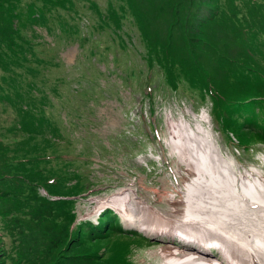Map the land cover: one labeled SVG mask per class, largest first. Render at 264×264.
Returning a JSON list of instances; mask_svg holds the SVG:
<instances>
[{"label":"rangeland","instance_id":"rangeland-1","mask_svg":"<svg viewBox=\"0 0 264 264\" xmlns=\"http://www.w3.org/2000/svg\"><path fill=\"white\" fill-rule=\"evenodd\" d=\"M206 1L214 22L204 26L228 30L236 24L241 31L220 42L225 56L237 59L247 54L238 41H246L255 57L251 69L206 53L212 42L198 25L195 31L186 25L183 37L205 43L176 53L171 30L137 18L124 0H0V252H7L0 253V264H66L72 253L62 234L80 245L108 234L100 252L125 248L130 264L228 262L218 244L214 251L205 246L214 260H202L197 250L157 237L174 234L151 223L184 222L185 215L232 229L242 259L260 264L245 253L264 254V177L258 178L264 174V36L258 37L264 0ZM162 3L160 11L178 7L179 0ZM24 7L27 24L18 15ZM111 7L117 14L109 15ZM200 59L210 61L200 67L204 72L212 68L220 75L219 92L198 79ZM193 115L199 116L189 119ZM240 134L247 135L237 142ZM192 140L201 151L187 154ZM202 151H212L218 181L207 197L195 199L193 169L204 165ZM41 163L47 166L31 185L28 176ZM235 171L247 182L234 180ZM195 201L212 208L192 212ZM172 207L183 216L164 219ZM120 210L133 218L124 223ZM106 214L112 218L103 225L98 219ZM134 225L146 234L150 225L157 230L146 238L121 236ZM57 237L58 248L52 242Z\"/></svg>","mask_w":264,"mask_h":264},{"label":"trees","instance_id":"trees-1","mask_svg":"<svg viewBox=\"0 0 264 264\" xmlns=\"http://www.w3.org/2000/svg\"><path fill=\"white\" fill-rule=\"evenodd\" d=\"M70 2H74L75 0H68ZM127 2L130 6L131 13L136 16L137 18L143 19L147 21L148 23L153 22L156 23L161 31H164V27H168L171 30V34L174 38L177 39L178 42L184 41L187 45L188 48H185L182 44L176 42V53L179 51L181 53H187L191 52L189 49L190 46H195L198 45V43L204 44V40L202 39H195V38H189L187 39L186 37H183L184 35V27L186 25H190V27L195 31L197 30V25L198 28L203 31L204 33L209 35V38L211 39L212 45L210 41H208L206 44H209L211 46L210 51H207L206 53H211L215 55L216 57H221L226 59L227 61H230L235 65L236 67H241L244 70L245 69H251V66L254 64L255 57L253 55V51L248 49V43L243 40L238 41V45L240 47V53H247L246 56H241L239 55L237 59H228L225 55L227 53V49L223 50L224 43L220 42L221 39H225L227 42V39H232L236 35V31H241L240 28L236 24H233L232 28L226 30L225 28L222 27L221 24H215L212 25L209 28H206L204 24L207 21H212L214 22L213 18H211L210 14V8L205 7V3L207 2L206 0H179L178 7H169L168 9L164 11H160L158 7L162 4L163 1L165 0H138L137 1V6L132 5L134 4L133 0H124ZM162 3V4H161ZM4 5V4H3ZM2 5V6H3ZM1 6V5H0ZM109 15L112 14H117V11L115 10L114 7H111L108 11ZM168 12H172L174 15L171 18H168L169 14ZM186 12L189 13V15H186ZM120 14V13H119ZM20 20H22L23 24L28 23V15H27V8L24 7L22 9V12L18 13ZM0 16H4V14H0ZM104 17H107L109 19V16L105 14ZM110 21H114V18L111 17ZM121 23V19L119 20ZM199 23V24H198ZM67 27V26H66ZM205 27V28H201ZM219 28L221 30L220 35H215L214 29ZM242 37H244L242 34H240ZM259 36H264V33L259 34ZM257 37V38H258ZM197 41L196 43H193V40ZM166 42L167 41V35L165 37ZM172 46L170 49L172 50ZM168 48V51L170 50ZM210 61L200 59L201 65L196 66V72L200 73V79L201 81H204L206 84L205 86L211 90V92L217 91L219 92L223 87L222 86V81L218 77L220 76L216 69L212 68H205L207 72H204L200 67L205 66L209 63ZM174 61H172V64ZM217 63V60H216ZM171 67V66H170ZM193 68H188V70H192ZM204 77H206V81L204 80ZM255 129L256 126H253ZM258 130V129H257ZM251 134H253L251 131H249ZM244 135L247 134H242L241 138L244 139ZM258 138H260L259 134H256ZM47 147V146H46ZM57 159V158H55ZM50 163V162H49ZM46 163H41L39 164V169L35 171L34 173H30L28 176V181L32 184H36L38 179L41 177V172L44 170V167H46ZM52 176L50 175L49 177V182L52 181ZM33 185V186H34ZM48 190L52 191L51 188H47ZM46 217L44 219H40V223H43ZM19 222V221H16ZM20 223V222H19ZM85 226L81 228L84 229ZM109 235L108 234H99L97 236L93 237V242L90 244H82L80 245L79 242H76L73 237L68 238L67 234H62L61 238H64L68 240L69 242L67 243V248L68 251H71V255L67 256V260H64L66 264H130L127 259L128 255V250L125 248H117L115 250H112L109 254L107 252H100V248L98 246L100 240H104L107 238ZM125 237H134L131 234H126V235H121ZM61 238H56L53 239V246L58 248L59 244L62 242ZM140 242H144L139 239ZM64 249V248H63ZM0 253H7V252H0ZM60 253V252H59ZM66 253L63 252L61 255L65 257Z\"/></svg>","mask_w":264,"mask_h":264},{"label":"bare ground","instance_id":"bare-ground-1","mask_svg":"<svg viewBox=\"0 0 264 264\" xmlns=\"http://www.w3.org/2000/svg\"><path fill=\"white\" fill-rule=\"evenodd\" d=\"M204 114L206 115V119H207L208 114H206V113H204ZM181 115H183V114H181ZM198 116L193 115L192 118H189V119H193L194 117L198 118ZM189 143H191V145L188 148L183 150L185 153L193 154L196 151H201L199 149L198 142L192 140V141H189ZM168 155L170 156V154H168ZM202 156L204 159V165L196 166L193 169L192 188H193V197L195 199L207 197L209 195V189L211 187H213L214 185H216L217 181H218L217 177L211 171V168L214 165V160L212 157V151H202ZM191 159L193 161H196L195 155H192ZM245 170H243V171H245ZM175 171H176V169H175ZM241 172L235 171L232 174V177L236 181L247 182L246 177H244L246 175L243 172L242 173ZM175 173H177V171ZM262 174H263V170H262ZM262 176L264 177V174L260 175L258 178H260ZM258 178H257V181H258ZM177 186L179 188L182 185L180 183ZM126 189H131V188H125L123 190H126ZM262 189L264 190V185L262 186ZM241 199L243 202L248 203V198L243 196ZM140 200H143V199H140ZM249 204L253 208L258 207L257 205H255V203H253V204L249 203ZM151 207H153V206H151ZM201 208L205 209L206 211H209V210H211L212 206H211V203H209L208 201H203V202L195 201L194 206L191 208V211L193 212V211H195L197 209H201ZM119 212L125 218V219L123 218L124 223L128 217H130V219L133 218L132 216L127 215L125 212H123L121 210ZM162 214L165 217H167L164 219L173 218V217L178 216V215H181V217L183 216L181 210L175 209L173 207L170 210L163 212ZM162 214H160V216ZM185 217H186V219L184 222L176 221V219H175V222H173V221L172 222L162 221L160 224H159V222L151 223V224L153 226H156L157 229L167 230L168 232H170L172 234H177V231H181L186 238L190 239L191 241L199 242L200 244L205 243L207 239L211 238V240L213 242H216L218 244L220 250H222L224 252L225 258L228 260V262H226L225 260H222V258H220V257L215 258L216 260L222 261L221 264H246V261H244L242 259L241 250L239 248V238L236 235L235 231H233L232 229H229L227 227H223V228L217 230L214 227L210 218L196 219V218H191V217L186 216V215H185ZM209 223H212V225H209ZM152 225H150L149 229H148V231L150 233H154L157 230ZM252 235H253V232H252ZM252 235H251V233H249L247 235V238H250L252 240ZM175 243L178 246H180V248L183 250H192L191 248H185L186 244L184 241H182V242L175 241ZM197 251L199 252V255H201L200 257L202 260H207V259L214 260L212 257H210L211 255L205 254L203 251H200V250H197ZM245 255L249 258L250 261H251V256H252V262L253 263L264 264V254L261 251H249V252H246Z\"/></svg>","mask_w":264,"mask_h":264},{"label":"clouds","instance_id":"clouds-1","mask_svg":"<svg viewBox=\"0 0 264 264\" xmlns=\"http://www.w3.org/2000/svg\"><path fill=\"white\" fill-rule=\"evenodd\" d=\"M214 246H215V245H214ZM216 249H218V248H214L213 251L216 250ZM213 251H211V254H210L211 256H212V252H213Z\"/></svg>","mask_w":264,"mask_h":264}]
</instances>
